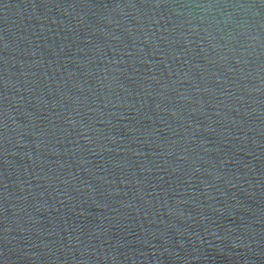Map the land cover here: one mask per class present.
<instances>
[{
    "label": "water",
    "instance_id": "obj_1",
    "mask_svg": "<svg viewBox=\"0 0 264 264\" xmlns=\"http://www.w3.org/2000/svg\"><path fill=\"white\" fill-rule=\"evenodd\" d=\"M0 264H264V0H0Z\"/></svg>",
    "mask_w": 264,
    "mask_h": 264
}]
</instances>
